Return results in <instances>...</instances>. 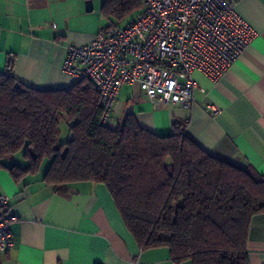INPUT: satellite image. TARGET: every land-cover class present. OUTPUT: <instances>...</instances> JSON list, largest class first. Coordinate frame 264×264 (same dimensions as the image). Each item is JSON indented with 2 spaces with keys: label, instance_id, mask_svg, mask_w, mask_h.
<instances>
[{
  "label": "crops",
  "instance_id": "crops-1",
  "mask_svg": "<svg viewBox=\"0 0 264 264\" xmlns=\"http://www.w3.org/2000/svg\"><path fill=\"white\" fill-rule=\"evenodd\" d=\"M235 10L256 33L219 79L193 73L189 107L154 106L138 87L123 84L110 123L130 113L141 127L165 135L174 119L187 120L199 147L251 165L264 178V0H238ZM86 12L83 0H0V71L11 56L12 73L22 83L70 87L76 80L62 70L68 47L89 42L100 30L81 23ZM44 170L15 180L0 168L5 211L16 217L8 224L13 246L0 252V264H174L164 247L139 248L103 184L49 185ZM247 254L249 264H264V210L251 217Z\"/></svg>",
  "mask_w": 264,
  "mask_h": 264
},
{
  "label": "trees",
  "instance_id": "trees-1",
  "mask_svg": "<svg viewBox=\"0 0 264 264\" xmlns=\"http://www.w3.org/2000/svg\"><path fill=\"white\" fill-rule=\"evenodd\" d=\"M142 7L143 0H103L101 11L121 20ZM13 64L8 56L0 71V168L18 180L39 172L47 158L42 180L49 185L103 184L139 248L164 247L174 264H249L250 220L264 210L256 169L203 150L187 120L174 119L165 135L130 113L103 124L91 79L39 89L19 81ZM61 121L68 138L59 142Z\"/></svg>",
  "mask_w": 264,
  "mask_h": 264
},
{
  "label": "built area",
  "instance_id": "built-area-1",
  "mask_svg": "<svg viewBox=\"0 0 264 264\" xmlns=\"http://www.w3.org/2000/svg\"><path fill=\"white\" fill-rule=\"evenodd\" d=\"M237 1L143 0L130 23L104 26L89 42L69 46L62 70L75 80L91 79L103 124L111 122L123 84L138 87L154 106L170 102L187 108L193 73L219 79L256 33L236 12ZM7 203L0 195V252L13 246L8 224L16 217L5 211Z\"/></svg>",
  "mask_w": 264,
  "mask_h": 264
},
{
  "label": "rangeland",
  "instance_id": "rangeland-1",
  "mask_svg": "<svg viewBox=\"0 0 264 264\" xmlns=\"http://www.w3.org/2000/svg\"><path fill=\"white\" fill-rule=\"evenodd\" d=\"M87 1L89 0H83V5H84V10L86 11L85 7L87 4ZM92 9L86 12V18L85 20L81 21L84 25L87 26V28L93 30H98L99 28H102L104 26L110 25L111 23L119 25V26H124L130 19L136 16L138 10H131L130 12L127 13L121 20H115L113 16H106L103 14L101 11V4L103 0H90ZM60 129V135H59V142L64 141L65 139L68 138L67 135V127L64 121H61L59 125ZM16 161H19L20 163H25V161L22 159L20 154L15 156ZM49 163V159H45L42 164L40 171L46 169L47 165Z\"/></svg>",
  "mask_w": 264,
  "mask_h": 264
},
{
  "label": "water",
  "instance_id": "water-1",
  "mask_svg": "<svg viewBox=\"0 0 264 264\" xmlns=\"http://www.w3.org/2000/svg\"><path fill=\"white\" fill-rule=\"evenodd\" d=\"M85 9H86L87 11H89V10L92 9V5H91V1H90V0L87 1V4H86ZM71 136H72V133H70V136H69V137H71Z\"/></svg>",
  "mask_w": 264,
  "mask_h": 264
}]
</instances>
